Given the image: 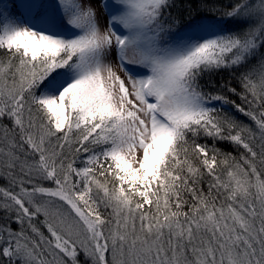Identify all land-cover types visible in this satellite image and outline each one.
Listing matches in <instances>:
<instances>
[{
  "label": "snow or ice",
  "instance_id": "obj_1",
  "mask_svg": "<svg viewBox=\"0 0 264 264\" xmlns=\"http://www.w3.org/2000/svg\"><path fill=\"white\" fill-rule=\"evenodd\" d=\"M184 7L0 0V264H264V0Z\"/></svg>",
  "mask_w": 264,
  "mask_h": 264
},
{
  "label": "trees",
  "instance_id": "obj_2",
  "mask_svg": "<svg viewBox=\"0 0 264 264\" xmlns=\"http://www.w3.org/2000/svg\"><path fill=\"white\" fill-rule=\"evenodd\" d=\"M202 0H177V3L181 5V8L179 10L173 9L174 15H178L179 19L181 20V24L188 22L189 19V9L185 8L184 6L187 4L191 5V14L193 17L199 18L201 16L210 15V13L207 12V10H202L200 8ZM229 0H209V3L215 4V5H224L227 4ZM219 15V13H217ZM224 151H233V148L231 145L227 144H221L219 145ZM0 183H3V181H0Z\"/></svg>",
  "mask_w": 264,
  "mask_h": 264
},
{
  "label": "rangeland",
  "instance_id": "obj_3",
  "mask_svg": "<svg viewBox=\"0 0 264 264\" xmlns=\"http://www.w3.org/2000/svg\"><path fill=\"white\" fill-rule=\"evenodd\" d=\"M9 2H11V0H9ZM102 23H103V19H102Z\"/></svg>",
  "mask_w": 264,
  "mask_h": 264
}]
</instances>
